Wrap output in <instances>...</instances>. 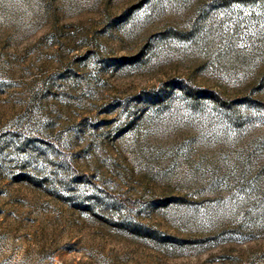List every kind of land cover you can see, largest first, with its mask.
<instances>
[{
    "label": "rangeland",
    "instance_id": "rangeland-1",
    "mask_svg": "<svg viewBox=\"0 0 264 264\" xmlns=\"http://www.w3.org/2000/svg\"><path fill=\"white\" fill-rule=\"evenodd\" d=\"M0 264H264V0H0Z\"/></svg>",
    "mask_w": 264,
    "mask_h": 264
},
{
    "label": "trees",
    "instance_id": "trees-1",
    "mask_svg": "<svg viewBox=\"0 0 264 264\" xmlns=\"http://www.w3.org/2000/svg\"><path fill=\"white\" fill-rule=\"evenodd\" d=\"M191 92H193L194 94H196L197 95V97H200L201 98V96H203L204 95V90H195V89H189ZM211 97L215 100V102L217 103V104H220V105H222V106H231V104H232V102H227V100L223 97V96H217V95H214V94H212L211 95Z\"/></svg>",
    "mask_w": 264,
    "mask_h": 264
}]
</instances>
